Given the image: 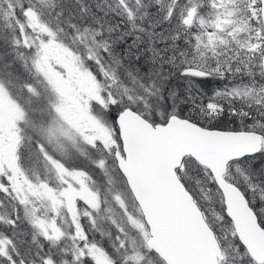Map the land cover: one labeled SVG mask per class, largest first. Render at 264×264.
I'll return each instance as SVG.
<instances>
[{
	"label": "snow or ice",
	"instance_id": "6c2138e0",
	"mask_svg": "<svg viewBox=\"0 0 264 264\" xmlns=\"http://www.w3.org/2000/svg\"><path fill=\"white\" fill-rule=\"evenodd\" d=\"M0 264H264V0H0Z\"/></svg>",
	"mask_w": 264,
	"mask_h": 264
}]
</instances>
